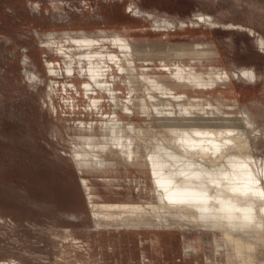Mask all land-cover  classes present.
Returning a JSON list of instances; mask_svg holds the SVG:
<instances>
[{
  "label": "rangeland",
  "instance_id": "obj_1",
  "mask_svg": "<svg viewBox=\"0 0 264 264\" xmlns=\"http://www.w3.org/2000/svg\"><path fill=\"white\" fill-rule=\"evenodd\" d=\"M147 1L0 0V264L227 263L214 238L213 249L205 239L198 251L185 248L183 226L128 223L94 212L113 202H143L148 193L136 188L141 165L87 145L92 132L102 139L100 125L115 106L107 96L96 109L85 90L71 85L74 76L57 52L77 45L71 39L118 34L144 47L192 43L214 51L210 58L183 60L199 71L225 67L232 72L231 83L203 96L214 104L225 101L233 116L249 111L255 120L251 143L264 156V0ZM156 62L147 66L150 73L170 77L160 72L163 62ZM145 63L138 61L140 68ZM244 68L256 77L238 76ZM75 78L82 80L77 71ZM124 119L145 127L143 120L157 118L136 113ZM74 151H87L89 159L102 154L118 168L80 169ZM125 167L133 178L122 174Z\"/></svg>",
  "mask_w": 264,
  "mask_h": 264
},
{
  "label": "bare ground",
  "instance_id": "obj_2",
  "mask_svg": "<svg viewBox=\"0 0 264 264\" xmlns=\"http://www.w3.org/2000/svg\"><path fill=\"white\" fill-rule=\"evenodd\" d=\"M71 40L77 45L57 51L63 57L68 75L74 76L71 85L85 90L96 109L107 96L115 106L100 125L102 139L106 140L102 141L92 132L86 137L87 145L90 149L111 152L127 164L141 165L138 168L145 178L140 176L136 188L139 194L148 193L143 202H113L109 208H96L94 212L128 223L183 226L185 248L198 251L202 239L211 243L214 238V248L223 250L226 264H262L264 156H259L258 146L251 143L249 129L255 120L249 111L233 116L226 110L225 101L218 99L214 104L203 96L207 92L212 96L222 84L231 83L230 70L213 67L209 72L199 71L183 60L185 57L210 58L216 53L192 43H172L164 48L151 43L154 45L144 47L118 34ZM141 60L147 63L140 68L138 61ZM156 60L163 62L160 72L166 70L170 77L150 73L147 66L157 65ZM49 67L57 71L53 61ZM76 71L82 78L80 83L75 78ZM237 75L256 77L250 68L242 69ZM121 85L128 89L127 96ZM190 92L201 94L195 96ZM136 113L146 117L155 115L157 119L155 123L143 120L145 127L124 119V115ZM83 123V127L94 128V124ZM155 125L160 128L156 129ZM87 156V151H74L73 157L80 169L107 172L118 168L116 161L102 154H96L93 159ZM124 170L123 175L133 178L128 167ZM85 185L92 193L87 180ZM209 247L212 248V243Z\"/></svg>",
  "mask_w": 264,
  "mask_h": 264
}]
</instances>
